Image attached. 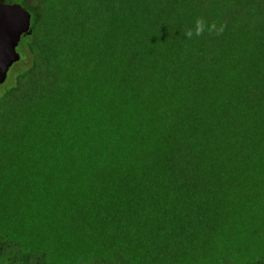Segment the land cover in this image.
Returning <instances> with one entry per match:
<instances>
[{
  "label": "trees",
  "instance_id": "1",
  "mask_svg": "<svg viewBox=\"0 0 264 264\" xmlns=\"http://www.w3.org/2000/svg\"><path fill=\"white\" fill-rule=\"evenodd\" d=\"M34 1L0 264H264V0Z\"/></svg>",
  "mask_w": 264,
  "mask_h": 264
},
{
  "label": "water",
  "instance_id": "2",
  "mask_svg": "<svg viewBox=\"0 0 264 264\" xmlns=\"http://www.w3.org/2000/svg\"><path fill=\"white\" fill-rule=\"evenodd\" d=\"M18 9L19 7H0V11L4 10V17L0 19V85L6 81L10 67L19 60L15 47L20 34L27 32L29 28V15L26 12H23V20L17 23L18 17L15 14Z\"/></svg>",
  "mask_w": 264,
  "mask_h": 264
},
{
  "label": "flooded vegetation",
  "instance_id": "3",
  "mask_svg": "<svg viewBox=\"0 0 264 264\" xmlns=\"http://www.w3.org/2000/svg\"><path fill=\"white\" fill-rule=\"evenodd\" d=\"M35 5H37L36 10L34 7ZM0 7H2V8H6V7L18 8L19 7L20 10L18 9L16 14H15V17H18L17 23H19L20 21L23 20V17H22L23 12H26L29 15L28 31L20 34L19 40H18L16 47H15V52L19 55V60L12 65V66H14L13 67L14 70L19 69V68H21V69L27 68L26 63L28 62V60H27V50H26V46H25L26 40L32 32L31 24L33 23V20H34L33 14H34V12H36V14H40L42 16L43 10L41 11L39 9H41V8L43 9V6H41L39 4V2H37V1L35 2L34 0H0ZM3 15H4V10H1L0 11V19H2V17H4ZM16 25H19V24H16ZM17 27H20V25ZM24 64H25V66H24ZM11 67H10V70H11Z\"/></svg>",
  "mask_w": 264,
  "mask_h": 264
},
{
  "label": "clouds",
  "instance_id": "4",
  "mask_svg": "<svg viewBox=\"0 0 264 264\" xmlns=\"http://www.w3.org/2000/svg\"><path fill=\"white\" fill-rule=\"evenodd\" d=\"M226 25L217 24L215 21H207L203 17H198L194 25L191 28H188L183 34L187 36L188 40H191L193 37H201L205 32L216 35L222 34Z\"/></svg>",
  "mask_w": 264,
  "mask_h": 264
},
{
  "label": "rangeland",
  "instance_id": "5",
  "mask_svg": "<svg viewBox=\"0 0 264 264\" xmlns=\"http://www.w3.org/2000/svg\"><path fill=\"white\" fill-rule=\"evenodd\" d=\"M24 66H25V64H24ZM26 66H28V62L26 63ZM13 67H14V66H12V67H11V70L9 69V71H8V74H7V75H8V77H7V80H6V82H5V84H4V85H6V84H7V81H9L8 79H9V77H10V75H11L12 71L14 70V68H13ZM12 68H13V69H12ZM16 71H17V70H14V73H16ZM4 85H0V88H1V87H3Z\"/></svg>",
  "mask_w": 264,
  "mask_h": 264
}]
</instances>
